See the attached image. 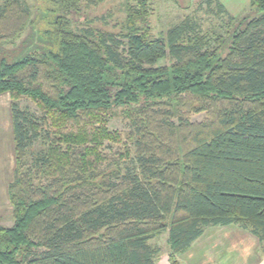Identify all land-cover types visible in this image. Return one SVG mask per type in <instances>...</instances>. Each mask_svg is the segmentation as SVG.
Listing matches in <instances>:
<instances>
[{
	"label": "trees",
	"instance_id": "1",
	"mask_svg": "<svg viewBox=\"0 0 264 264\" xmlns=\"http://www.w3.org/2000/svg\"><path fill=\"white\" fill-rule=\"evenodd\" d=\"M102 1L1 0L0 44L27 29L34 40L0 58L15 154L0 264H155L163 233L179 264L210 227L242 229L264 252V0L240 16L205 0L226 19L160 36L152 0H124L112 29L79 27ZM119 115L128 144L107 127Z\"/></svg>",
	"mask_w": 264,
	"mask_h": 264
},
{
	"label": "rangeland",
	"instance_id": "2",
	"mask_svg": "<svg viewBox=\"0 0 264 264\" xmlns=\"http://www.w3.org/2000/svg\"><path fill=\"white\" fill-rule=\"evenodd\" d=\"M219 1L232 16L243 15L250 3V0ZM123 3L124 0H104L95 7L85 10L79 17L81 22L78 23L79 27H82L85 21L89 20L96 27L112 29V24L121 22L124 17ZM150 8L151 25L154 34L157 36L163 35L170 26L185 18L195 22L197 29L201 32L209 30L218 25L222 19H226L224 15L216 14L214 5L208 6L205 0H152ZM102 16L107 19L109 16L112 18L108 21L109 25L104 24L100 19ZM33 31L27 29L23 36L14 42H2L0 44V58L5 57L8 61H12L20 57L27 50L26 46L30 44V40H34ZM28 42L29 44H27ZM30 45L32 46V43ZM170 62L171 60L166 58L159 61L158 64L168 65ZM10 103L9 94L0 95V225L4 227H10L13 223L12 205L8 197V184L13 179L15 169ZM19 105L21 109L27 110L34 116H40V112L30 99L23 97L19 100ZM190 117L192 121L201 122L205 115L200 113ZM107 127L111 131L118 132L123 142L127 143L126 134L131 129L127 119L123 118L122 115L112 117L107 121ZM119 150H123L122 144L106 143L104 153ZM151 244L160 248V254L155 259V264H169L167 233L157 236L151 241ZM178 260L179 264H264V252L257 239L242 229L210 227L200 239L192 244L187 252L178 257Z\"/></svg>",
	"mask_w": 264,
	"mask_h": 264
},
{
	"label": "crops",
	"instance_id": "3",
	"mask_svg": "<svg viewBox=\"0 0 264 264\" xmlns=\"http://www.w3.org/2000/svg\"><path fill=\"white\" fill-rule=\"evenodd\" d=\"M199 239H200V238H199ZM197 240H198V239H197ZM197 240H196V241H197ZM196 241H195V242H196ZM213 254H214V253H213Z\"/></svg>",
	"mask_w": 264,
	"mask_h": 264
}]
</instances>
